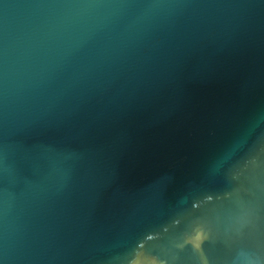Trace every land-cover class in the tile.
I'll use <instances>...</instances> for the list:
<instances>
[{"label": "water", "instance_id": "water-1", "mask_svg": "<svg viewBox=\"0 0 264 264\" xmlns=\"http://www.w3.org/2000/svg\"><path fill=\"white\" fill-rule=\"evenodd\" d=\"M0 264H264V0H0Z\"/></svg>", "mask_w": 264, "mask_h": 264}]
</instances>
